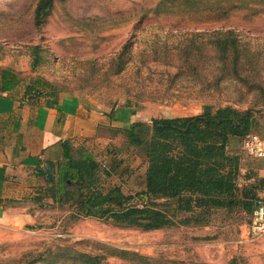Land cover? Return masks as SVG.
I'll use <instances>...</instances> for the list:
<instances>
[{
    "label": "rangeland",
    "instance_id": "rangeland-1",
    "mask_svg": "<svg viewBox=\"0 0 264 264\" xmlns=\"http://www.w3.org/2000/svg\"><path fill=\"white\" fill-rule=\"evenodd\" d=\"M160 1L56 0L49 16L35 28L36 0H0V68L13 70L40 90L57 88L62 96L83 94L96 111L130 105L147 123L193 116L204 104L252 107L258 112L255 132L264 135V93L250 91L235 78L211 91L190 73L173 81L167 71L173 74L176 69L166 70L156 58L165 50L175 52L194 34L207 38L209 33L233 30L250 54L257 55L258 70L248 65L242 76L264 77V11L253 4L256 0H204L206 5L200 7L183 11L163 7L155 14ZM199 71L213 81V73ZM260 85L264 87V80ZM124 141L120 134L111 150L89 143L72 155L77 159L90 152L109 169L115 158L125 161L104 185L120 187L136 205L163 211L171 225L143 231L92 217L73 218L75 210L64 205H38L30 222L0 220V264H48L66 252L78 256L76 264H86L88 255L98 256L97 264H264V236L254 237L247 228L252 215L240 209L220 210L202 215L198 224H182L186 218L194 220L195 214L178 213L175 200L144 193V158L138 150L126 149ZM117 151L121 156L115 155ZM229 151L246 159L241 168L252 165L240 150V141L233 142ZM244 174L238 179L240 186L252 183Z\"/></svg>",
    "mask_w": 264,
    "mask_h": 264
},
{
    "label": "trees",
    "instance_id": "trees-1",
    "mask_svg": "<svg viewBox=\"0 0 264 264\" xmlns=\"http://www.w3.org/2000/svg\"><path fill=\"white\" fill-rule=\"evenodd\" d=\"M54 1L36 0L33 13L35 28L49 16ZM253 2L260 11H264V1ZM206 3L204 0H163L157 4L155 14H159L163 7L164 10L183 11ZM174 51L169 54L165 50L156 57L166 70L171 66L176 69L173 74L167 71V76L173 81L190 73L200 78L202 88L211 91V88L218 90L224 81L235 78L250 91L264 93V87L260 85L264 77L260 73L242 76V68L248 65L256 70L254 63L257 55L250 54L233 30L209 33L207 38L194 34L186 45ZM206 63L210 67H206ZM199 68L213 73V81H210L209 74L199 75ZM2 72L3 79L10 75L8 70ZM257 114L252 107L239 110L232 106L214 108L204 104L196 116L158 118L150 123L134 122L128 128L113 129L111 133L114 137L121 134L125 139L123 146L138 150L143 156L146 164L144 193L157 199L175 200L178 213L196 216L194 220L186 218L181 223L198 224L202 215L213 216L220 210L231 212L240 209L252 215L259 203L252 183L238 184L240 155L227 151L231 139L241 141L254 131ZM65 148L64 162L49 165L46 183L54 204L73 208V218L92 217L143 231L161 230L172 224L163 211L136 205L132 202L133 197L123 194L120 187L104 185L123 161L114 157L109 169L108 165L103 167L87 151L75 159L72 153L83 147L72 150L66 144ZM119 154L118 151L115 153ZM45 173L40 172L43 176ZM245 179L249 180V177ZM46 252L48 260L51 259L52 251L48 249ZM67 255V252L56 254V258L48 264H76L78 256ZM84 259L86 264L101 261L93 255Z\"/></svg>",
    "mask_w": 264,
    "mask_h": 264
},
{
    "label": "crops",
    "instance_id": "crops-1",
    "mask_svg": "<svg viewBox=\"0 0 264 264\" xmlns=\"http://www.w3.org/2000/svg\"><path fill=\"white\" fill-rule=\"evenodd\" d=\"M3 70L10 72L5 79ZM139 115L132 106L96 111L83 94L62 96L57 88L40 90L13 70L1 67L0 220L30 222L36 206L55 205L48 193L46 176L50 164L64 162L65 145L77 150L95 143L104 150L111 149L114 138L110 131L147 122ZM251 133H256L255 129ZM235 141L238 139L230 140L228 152ZM118 152L121 156L122 151ZM241 156L240 176L245 170L241 163L246 161ZM251 159L252 165L245 170L249 177L246 182H252L258 202H264V159ZM40 172H46L45 176Z\"/></svg>",
    "mask_w": 264,
    "mask_h": 264
},
{
    "label": "built area",
    "instance_id": "built-area-1",
    "mask_svg": "<svg viewBox=\"0 0 264 264\" xmlns=\"http://www.w3.org/2000/svg\"><path fill=\"white\" fill-rule=\"evenodd\" d=\"M240 150L250 158L264 159V136L256 133L246 135L240 141ZM102 166L106 167L104 164ZM248 228L252 236H264V202L257 204Z\"/></svg>",
    "mask_w": 264,
    "mask_h": 264
}]
</instances>
